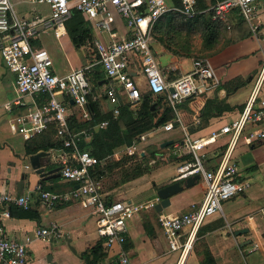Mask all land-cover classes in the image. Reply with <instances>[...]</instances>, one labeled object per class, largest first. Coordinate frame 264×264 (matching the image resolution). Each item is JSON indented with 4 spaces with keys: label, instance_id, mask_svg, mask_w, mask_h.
I'll use <instances>...</instances> for the list:
<instances>
[{
    "label": "crops",
    "instance_id": "crops-1",
    "mask_svg": "<svg viewBox=\"0 0 264 264\" xmlns=\"http://www.w3.org/2000/svg\"><path fill=\"white\" fill-rule=\"evenodd\" d=\"M12 2L20 16H45L49 13L46 6L31 4L30 0ZM237 16L239 15L232 14L226 21L232 30L229 40L216 46L211 54L203 58L212 68L216 83L213 82L212 87L204 94L187 99L172 110V119L168 122L173 124V130L164 132L163 126L153 129L150 131L152 135L145 142L137 144L136 155L132 157L124 156L125 146L113 150L112 153L121 156L119 162L126 163L122 167L106 170L98 182L100 194L105 201L137 204L152 199L157 190L177 181V163L190 157L182 148L186 137L206 138L211 132L218 131L239 116L250 96L253 79L264 58V0L256 3L255 17L250 24L245 21L246 23L239 26ZM86 22L90 27L92 41L78 47L74 46L66 29L60 35L53 31L40 30L33 39L34 49L45 50L49 54L52 72L56 76L63 77L85 67H90L92 71L95 68L96 53L93 42L96 39L104 40L106 37L93 24ZM114 32L118 38L129 36L119 19L116 21ZM89 44H92V47ZM152 46L159 70L167 82L191 70V57L195 53L173 52L167 45L158 41H154ZM139 69V66L134 67L133 76L144 97L148 93ZM105 83L104 76L96 87L91 86V97L101 115L112 113L115 108L105 96ZM119 96L117 105L120 107L124 104L125 95L120 93ZM159 98L163 100L162 96ZM47 99V96L41 94L33 97L18 96L12 76L5 71L0 59V195H29L31 202L27 210L38 214L37 219L0 216V222L10 240L22 241L26 236L32 237V242L27 246L25 264H85L83 254L100 240L96 216L76 202L59 204L53 208L40 204L36 193L37 186L41 185L44 190L50 192L62 193L73 189L75 184L64 182L60 176L40 178L29 163V158L34 154H26L25 146L28 140L19 134H13L9 129L13 118L43 105ZM59 99L70 106V119L83 120L80 110L71 104L70 100L65 97ZM163 102L157 103L155 120L161 117L166 108ZM8 104L9 109L6 108ZM97 128L99 126L95 130ZM82 138L85 143H89L91 134L87 133ZM165 142L172 143L162 148ZM226 143L227 137L221 136L208 147L205 160L207 169L215 168ZM178 147H181L180 155L177 152ZM164 149L170 152L172 163L157 166L152 171L146 168L147 164L154 162L153 159L146 161L147 151H151L150 154L156 152L155 158L161 160ZM47 160L48 158L42 159V162ZM108 161L117 163L111 159ZM233 162L238 168V177L247 181L249 187L223 202L220 213L206 220L195 235L191 250L183 255L181 251L170 250L158 223V216H177L199 207L206 188L201 177L194 186L170 198L169 206L160 214L154 210L142 212L128 221V233L122 249L131 264H202L205 249H208L215 264H264V218L261 214L264 207V143L250 147L239 143L233 153ZM137 163L145 173L127 180L122 174L123 170ZM58 168L50 158L46 171ZM11 208H15V211L22 210L16 206ZM51 224L58 228L56 235L47 240L34 239L33 232L36 228H46ZM186 233L185 231L184 234ZM116 251L117 248L114 252ZM104 253L106 258L103 264H106L113 257L112 254Z\"/></svg>",
    "mask_w": 264,
    "mask_h": 264
},
{
    "label": "built area",
    "instance_id": "built-area-1",
    "mask_svg": "<svg viewBox=\"0 0 264 264\" xmlns=\"http://www.w3.org/2000/svg\"><path fill=\"white\" fill-rule=\"evenodd\" d=\"M30 0L31 4L46 6L47 15L20 16L14 9L12 0H0V59L5 71L12 76L13 86L18 96L48 97L46 103L17 116L10 121L13 134L29 140L41 134L50 125L55 128V138L59 146L48 151L50 158L59 167V176L64 182L75 184L67 192L56 193L36 187L40 204L53 208L69 202L78 203L83 209L91 210L96 216L97 234L103 239V249L112 254L106 264H131L122 246L126 242L128 221L142 212L152 211L159 199L157 196L137 204L122 201H105L100 194L98 182L92 179L91 169L105 165L106 160H98L81 148L83 135L73 133L70 127L71 111L68 103L60 97L73 102L83 120L90 118L87 98L92 87L87 79L90 67L81 68L59 77L52 72V61L45 50L33 47V39L40 30L53 31L56 35L65 32V23L71 11L79 12L83 18L100 30L106 38L96 39L94 50L96 65L104 73L106 83L104 93L114 105L112 113L119 115V95H125L124 104L135 106L142 99L141 88L133 76L134 67L139 66L144 78L145 89L152 98L162 96L167 107H175L187 99L198 97L212 87L215 75L212 68L201 59H192V68L171 82H167L151 48L153 30L156 23L167 13L174 12L187 19L203 13H211L212 20L226 22L229 16H241L249 24L255 17V5L259 0ZM123 22L129 36L118 38L114 32L117 20ZM171 88L173 93H169ZM18 104V102H16ZM10 108L9 104L6 107ZM106 122L99 128L106 126ZM162 130L171 132L173 124L166 123ZM152 132L138 137L136 143L125 146L126 157L136 155V146L147 140ZM221 136L227 143L218 157L214 169L205 166L208 147ZM239 143L250 147L264 143V58L253 79L250 96L239 116L206 138L186 137L182 148L190 158L176 165V180L199 175L205 182V194L201 205L191 212L177 216L159 215L158 223L164 232L171 251L191 250L195 235L200 227L215 214L220 213L221 204L245 191L247 181L238 177V168L233 162V153ZM180 148L177 152L180 155ZM119 162L121 156L112 153L107 160ZM29 195H0V216L9 217L12 206L22 210L29 209ZM264 218V207L261 209ZM187 232L184 234V232ZM58 233L55 224L46 228H36L34 239L47 240ZM32 237L22 241L10 240L0 222V264H25L27 246ZM117 248V251L114 250Z\"/></svg>",
    "mask_w": 264,
    "mask_h": 264
},
{
    "label": "trees",
    "instance_id": "trees-1",
    "mask_svg": "<svg viewBox=\"0 0 264 264\" xmlns=\"http://www.w3.org/2000/svg\"><path fill=\"white\" fill-rule=\"evenodd\" d=\"M173 3L177 5L178 1L173 0ZM237 17L239 19V26L246 23L242 17ZM225 24H227V22L212 20L211 13H203L192 19H187L177 13L169 12L156 23L153 30L151 48L153 50L152 44L154 41L167 45L163 41V37L158 35L160 34L158 31H160L161 27L165 26L168 31H172L170 27L175 26L176 31L179 32L185 31L187 33H199L200 37L203 38L206 48L210 51L205 53L211 54L213 47L217 45V42L219 41V32ZM65 29L67 30L72 43L76 47L83 45L85 42L90 43V41H92L89 24L84 20L83 16L75 10L71 11V17L65 23ZM89 46L92 47V44H89ZM172 51L176 52L174 50ZM207 54L204 57H206ZM204 57H202L201 60H203ZM86 76L92 87H96L104 79V73L99 65H96L93 71L90 70ZM91 94L87 98V107L90 113V118L88 120L70 119V127L75 134L80 132L91 134L89 143H85V141H83L84 138H82L81 148L88 151L100 161L106 160L105 165H96L90 170L92 179L99 182L106 170L122 167V165L126 163V161L110 163L107 160L114 149L121 146H131L137 142L140 135L150 132L160 126H164L172 119L173 112L171 108L167 107L164 98L163 100L159 97L152 98V96L148 94L144 97L142 96L140 102L133 107L129 104L121 105L119 107L118 116H114L113 113L101 115L91 97ZM162 101H164L163 103L166 108L161 117L155 120L157 103H162ZM103 122L107 123L106 126L95 130V128ZM57 146H59V141L55 138V128L53 125H50L41 134L28 140L25 150L27 155H32L39 151L47 152ZM156 154V152H153L151 156L155 158L157 157ZM139 160H141V158ZM144 171L145 170L142 169L141 165L137 163L128 169H124L122 174L127 180H131L145 173ZM10 215L21 219L38 218V214L35 211H15V208H10ZM104 252L103 239L100 238L93 247L83 254L84 263L103 264L106 258ZM203 255L204 260L202 264H215L208 249L204 250Z\"/></svg>",
    "mask_w": 264,
    "mask_h": 264
},
{
    "label": "rangeland",
    "instance_id": "rangeland-1",
    "mask_svg": "<svg viewBox=\"0 0 264 264\" xmlns=\"http://www.w3.org/2000/svg\"><path fill=\"white\" fill-rule=\"evenodd\" d=\"M16 11V10H15ZM172 31H168V29L163 26L161 27L160 31H158L161 37H163V41L167 44V47L170 49L176 51V52H193L195 53L192 55L191 59H201L204 57L207 53L210 52L203 41V38L200 37V34L197 32L194 33H187L185 31H176V27H170ZM175 28V29H173ZM232 30L230 27V24L227 23L223 25L219 32V41L217 42V45L213 47V49L216 46L222 45L225 41L229 40V36L231 34ZM36 37V36H35ZM186 67V66H185ZM155 149V147H154ZM147 150V148L145 149ZM148 156L146 157V161L153 159L154 162L150 165L147 164L146 168L154 170L157 166L160 167L162 165H167L168 163H172V157L169 156L170 152L166 149L162 152V159H156L151 156L150 152L147 151Z\"/></svg>",
    "mask_w": 264,
    "mask_h": 264
},
{
    "label": "water",
    "instance_id": "water-1",
    "mask_svg": "<svg viewBox=\"0 0 264 264\" xmlns=\"http://www.w3.org/2000/svg\"><path fill=\"white\" fill-rule=\"evenodd\" d=\"M169 93H173V90L169 88L168 90ZM71 104L73 102L71 101ZM172 142H165L162 144V148L167 147L171 145ZM48 160L43 163L42 159ZM50 162V157L48 153L45 152H39L37 154L32 155L29 158V163L31 168L35 171L37 175L40 176L42 179H49V178H55L59 177V168L53 171H46L47 164ZM57 173V174H54ZM200 179L199 175L191 176L186 178L182 183L180 181H176L172 184H169L163 188H160L159 190L156 191V196L159 199V203H157L154 207V211L157 214H160V212L169 206L170 204V198L173 196L177 195L178 193L182 192L184 189L191 188L196 184V182Z\"/></svg>",
    "mask_w": 264,
    "mask_h": 264
},
{
    "label": "bare ground",
    "instance_id": "bare-ground-1",
    "mask_svg": "<svg viewBox=\"0 0 264 264\" xmlns=\"http://www.w3.org/2000/svg\"><path fill=\"white\" fill-rule=\"evenodd\" d=\"M183 254H184V252H183ZM183 254H182V255H183Z\"/></svg>",
    "mask_w": 264,
    "mask_h": 264
}]
</instances>
